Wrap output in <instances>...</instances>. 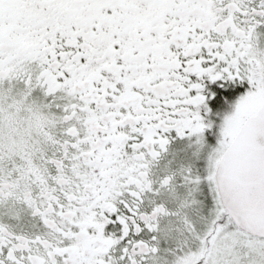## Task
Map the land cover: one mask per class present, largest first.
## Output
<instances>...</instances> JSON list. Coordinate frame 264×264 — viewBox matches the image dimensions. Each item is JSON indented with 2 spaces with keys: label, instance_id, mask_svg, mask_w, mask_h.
Instances as JSON below:
<instances>
[{
  "label": "snow or ice",
  "instance_id": "snow-or-ice-1",
  "mask_svg": "<svg viewBox=\"0 0 264 264\" xmlns=\"http://www.w3.org/2000/svg\"><path fill=\"white\" fill-rule=\"evenodd\" d=\"M0 264H264V0H0Z\"/></svg>",
  "mask_w": 264,
  "mask_h": 264
}]
</instances>
